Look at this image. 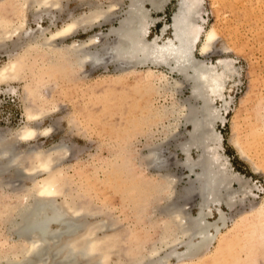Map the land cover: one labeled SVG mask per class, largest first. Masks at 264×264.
I'll return each instance as SVG.
<instances>
[{
  "label": "bare ground",
  "instance_id": "6f19581e",
  "mask_svg": "<svg viewBox=\"0 0 264 264\" xmlns=\"http://www.w3.org/2000/svg\"><path fill=\"white\" fill-rule=\"evenodd\" d=\"M102 1L105 0H87L84 5L87 6L85 12L77 16L69 12L68 19L60 27H55V30L51 31L49 27H43L41 21L46 17L50 21V26H55L57 16L54 12H62L61 0H0V12L9 13L11 16L8 19L0 17V40L11 41L10 39L14 37L16 41L25 39L26 48L23 54L14 51L8 54V62L0 67V83L24 78V76L21 77L22 74L34 79L35 69L42 67L38 59L40 56L48 57L47 63L45 64L44 61L45 65L43 64L47 68L49 66L55 71L66 69L67 74L71 76L87 66L91 70L104 69L105 71L109 66H113L118 71L114 78L142 72L143 76L138 80V91L142 99L145 98L142 110H145L147 114L144 120L154 119L155 122L165 120L167 124L162 125L165 138L160 143L148 146L147 153H142L138 157L139 165L148 171V176L138 175L139 183L136 186L130 183L134 187L132 186L129 190L135 191V194L139 191L137 193L139 195H134L137 201L132 203L136 207L141 208L144 204H152L160 196L163 199V206L158 208L163 224L159 240L162 245L158 248L152 246L143 255L125 248V258L128 257V259L123 261L118 259L120 262L115 264H142L143 261V264H170L172 258L177 260L176 264L184 261L193 262L194 259L202 258L212 242L221 234L219 223L224 227L227 221L222 205L228 209L235 206L236 201L233 200L237 191L228 194L227 186L236 182L240 188H243L244 197L254 188V186H248L249 190H244V185L249 181H241V177L232 171L226 155L222 153L224 151L222 136L214 128L217 122L225 123L224 114H221V109L215 105L221 102L220 108L224 113L227 112L226 87L236 77V69L232 60L218 59L213 63L200 60L194 55L198 45L200 56L205 57L209 54L211 45L217 37L213 28L205 30L203 27L205 20L200 13L204 8V0H128L127 4L123 5L125 8L120 15L116 13L117 7L122 5L120 0H107L109 1L107 5ZM171 1L176 2V9L170 24H165L160 36L148 39L149 26L159 20L158 17H152L151 12H163ZM31 7L35 12L36 31L24 29L25 12ZM114 20L117 21V26L112 27V25L107 34L96 33L78 42L72 41L65 45L60 43L79 31L87 33L94 27L112 23ZM167 29L171 31V36L164 38ZM27 53L32 59H28ZM180 79H183L187 86ZM184 87L190 89L194 103H191L189 99L181 102L175 97L183 92ZM150 93H154L157 97L161 94L168 95L171 97V102L168 106L154 107L153 101L150 104L151 98L148 97ZM26 99L30 103L42 97L37 89L26 87ZM26 111V118L30 123L45 114L41 108L31 111L29 106ZM179 125H191L193 128L190 137L177 147L179 154L184 157L182 162L177 158H175L177 161H174L172 158L174 153L164 148L169 144V139L174 138L175 133L172 132H175ZM47 131L48 129L42 130L41 134H47ZM37 134L36 128L27 124L9 139L0 135V175L11 170L15 178L20 176L22 172L17 168L21 158L17 152L14 153L15 145L18 142H30L36 139ZM61 148L57 146L46 152L31 151L28 155L25 154V157L34 161L35 165L31 162L28 165L33 166L27 165L28 168L23 169V172L30 174L36 170L45 173L46 176L38 182L33 179L32 189L26 191V202L20 203L21 207L18 206L12 221L8 222L11 227L9 234L14 235L17 240L12 239V244L0 241V264H78L79 262L110 264L108 259L118 245L115 241V237L118 236L112 232L114 229L111 230L112 234L102 232V235L98 236L97 232L103 230L104 221L90 224L85 218L89 217L93 221H96L97 217L107 218L106 212L103 213L101 209H99L100 212L98 210L96 212L91 209V206L90 210L88 205L82 206L81 202L77 205L74 199L67 200L68 189L64 187L65 183L56 166L63 156L64 149ZM193 150L199 152V159L195 164L191 162ZM174 168H180L181 171H187L195 176L196 186L191 182L192 184L190 183L178 198L174 188L180 177L176 178L171 172ZM195 168L199 169V173H196ZM28 176L26 174V178ZM29 178L32 179L33 176ZM1 183L0 180V190L4 182ZM196 190L200 199L197 217L185 220L188 217L187 215L184 217L177 200L195 194ZM29 196L33 198L32 201L29 200ZM60 196L63 199L62 205L56 203ZM213 206L218 213V219L217 223L210 224L206 219L212 216ZM252 213V222L248 226L247 235L255 239L256 247L259 246V249H262L261 247L264 246V199ZM211 228H214L215 233H210ZM180 244L183 246V251L177 252L176 246ZM134 246H137L139 250L137 244ZM163 246L167 250L163 251L164 254L161 256L159 252Z\"/></svg>",
  "mask_w": 264,
  "mask_h": 264
},
{
  "label": "rangeland",
  "instance_id": "374dc122",
  "mask_svg": "<svg viewBox=\"0 0 264 264\" xmlns=\"http://www.w3.org/2000/svg\"><path fill=\"white\" fill-rule=\"evenodd\" d=\"M86 1L61 0L60 9L62 12H54V15L57 16L55 26H50V21L46 17L41 21V25L54 31L55 27H60L68 19L69 12L75 16L85 12L87 10V6H84ZM103 2L107 5L109 1ZM127 2L128 0H120L122 5H120L121 8L117 7L118 15L123 12L122 10L125 8L123 5ZM203 7L200 13L205 20L203 27L205 30L213 28L217 37L211 45L209 54L205 57L200 56L198 45L194 55L200 60L213 63L218 59L232 60L237 72L236 77L226 87L227 112L224 113L220 108L221 102H217L215 105L221 109L220 113L224 114L225 123L217 122L214 128L222 136L224 150L222 153L226 155L232 171L241 177V181H249L247 186L244 185V190L248 191V186H254V188L244 197L243 188H240L236 182L227 186L228 194L237 191L235 200H233L237 204L235 202L232 209L222 205L227 221L224 227L219 223L221 236H217L202 258L194 259L193 262L184 261L180 264H263L264 246L261 247L262 249H259V246L257 248L255 239L250 238L247 234L248 226L252 222V212L261 205L264 199V0H204ZM147 8L150 9L149 6ZM175 9L176 2L171 1L163 12H151V16L158 17L159 20L149 26L148 39L160 36L165 24H170ZM0 15H2L1 18H11L9 13L2 14L0 12ZM34 15L32 7L26 10L25 30L36 31L37 24ZM111 26L116 27L117 21L94 27L87 33L79 31L60 43L65 45L72 41L78 42L96 33L107 34ZM170 36L171 31L167 29L164 38ZM14 38H11V41L0 40L2 47L0 49V67L8 62V54L13 51L23 54L26 50L25 39L16 41ZM109 38L112 39V37ZM2 41L4 42L1 43ZM27 55L29 60L32 59L28 53ZM47 58L38 57L42 67L35 69L34 79L22 74L21 77L24 76V78L0 83V135L9 139L17 130L19 131L27 124L36 128L38 132L36 139L26 143L18 142L15 145L14 153L17 152L19 158L23 159L19 160L20 167L18 166L17 169L21 170L23 174L21 173L15 178L13 172L8 170L10 173L5 172L0 175L1 182H4L3 188L1 187L0 190V241L12 244V239L17 240L14 235L9 234L11 227L8 222L12 221L18 206L21 207L22 202H26V191L32 189L33 179L38 182L46 176L45 173L36 170L33 171L34 175L32 171L30 174L23 172V169L26 170L29 166L35 165L34 161L25 157V154L28 155L31 151L46 152L51 148L61 146V149H64L63 156L56 166L65 183L64 187L68 189L67 200L72 199L71 201H73L74 199V203L77 205L81 202L82 206L87 207L88 205L89 209L91 206V209L96 212L97 210L100 212L99 209L103 213L106 212L109 218L107 216V218L105 216L97 217L96 221L89 217L85 218L90 224L100 220L104 221L103 230L97 232L98 236H101L102 232L108 234L115 232L118 236L115 237L118 245L113 249L108 262L115 264L120 262L119 260H125V248L143 255L152 246L160 247L162 244L159 240L163 224L158 208L163 206V199L161 196L157 197L156 201L149 205L144 204L141 209L139 206L133 205L137 201L134 195H139L137 194L139 191L135 194V191L129 190L139 183L138 175L148 176V171L139 165L138 157L142 153H147V149L151 145L160 143L165 138L162 125L167 124L165 120L156 122L154 119L144 120L147 114L145 110H142L145 98L142 99L143 97L138 91V80L143 76V73L125 75L122 79L113 77L118 72L113 66H109L107 71L104 69L91 70L87 66L71 76L67 74L66 69L55 71L49 66L48 68L44 66L47 63ZM182 80L180 79V81ZM184 85L187 86V83ZM35 86L38 87L35 88ZM26 87L37 89L42 99H38V101L35 99L28 103L27 99L25 100ZM182 91L175 97L181 102L189 99L191 103H194L191 99L190 89L184 87ZM148 97L152 99H150V104L153 101V106L158 108L168 106L171 102V97L168 95L161 94L157 97L154 93H150ZM41 100L43 101L40 102ZM27 106L31 111L41 108L45 114L34 121L35 123H30L26 118ZM176 128L175 132H172L175 133L174 138L171 137L168 141L169 144H164L166 145L164 148L176 155V157L172 156L174 161L182 162L184 157L179 154L177 147L190 137L193 128L191 125H179ZM45 129H48L47 134H41V131ZM198 153L196 150L192 151V164L198 161ZM125 160L127 161L124 162ZM31 162L33 165H28ZM234 165L237 166L234 167ZM195 171L199 173L198 168H195ZM171 172L175 174L176 178L180 177L174 188L176 189L174 193L177 192L175 193L176 198L180 197L179 195L191 182L196 186L193 174L181 171L180 168H174ZM26 174L29 175L28 178H26ZM31 175L32 179L29 178ZM130 183H134V185ZM192 195L177 200L178 207L181 208L184 217L186 215L188 217L185 220L197 217L199 211L200 199L197 190ZM239 199L240 201H238ZM56 203L62 205L61 196L57 198ZM144 206L147 207L143 208ZM211 211L213 214L208 216L206 221L214 224L218 219V213L214 206ZM112 229L114 231L111 232ZM210 233H215L214 228L210 229ZM135 244L139 246V250H137V246H134ZM162 248L159 252L161 256L167 250ZM176 249L177 252H182L183 246L180 244L176 246ZM260 251L262 252L260 253ZM176 261L172 258L169 263L176 264ZM78 264L84 263L79 262Z\"/></svg>",
  "mask_w": 264,
  "mask_h": 264
},
{
  "label": "trees",
  "instance_id": "16d2710c",
  "mask_svg": "<svg viewBox=\"0 0 264 264\" xmlns=\"http://www.w3.org/2000/svg\"><path fill=\"white\" fill-rule=\"evenodd\" d=\"M235 164V163H234ZM237 166V165H236ZM235 165H234V167H236Z\"/></svg>",
  "mask_w": 264,
  "mask_h": 264
}]
</instances>
